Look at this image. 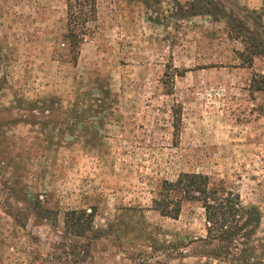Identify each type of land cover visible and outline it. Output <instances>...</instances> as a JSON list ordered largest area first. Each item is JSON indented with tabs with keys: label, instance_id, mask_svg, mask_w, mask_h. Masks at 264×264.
<instances>
[{
	"label": "rangeland",
	"instance_id": "1",
	"mask_svg": "<svg viewBox=\"0 0 264 264\" xmlns=\"http://www.w3.org/2000/svg\"><path fill=\"white\" fill-rule=\"evenodd\" d=\"M198 1L99 0L75 62L66 0H0V264H239L204 240L200 205L153 210L182 173L260 209L250 260L264 264V55L248 65L251 35L229 19L180 16ZM209 1L264 42V0ZM80 209L106 233L66 262Z\"/></svg>",
	"mask_w": 264,
	"mask_h": 264
},
{
	"label": "trees",
	"instance_id": "2",
	"mask_svg": "<svg viewBox=\"0 0 264 264\" xmlns=\"http://www.w3.org/2000/svg\"><path fill=\"white\" fill-rule=\"evenodd\" d=\"M213 4L209 0H199L198 3L191 5L189 12L184 14L185 11H182L180 16L216 15L221 19L231 20L235 30L251 35L250 43L245 46V51L249 55L248 65L251 67L256 56L264 55V42H258L253 32L241 20L235 19L225 9ZM98 5L99 0H66V40L71 53L74 54L75 62L89 34V25L96 22L98 18ZM251 85L253 92L264 93V76H255ZM107 99L108 95H103L102 102ZM29 106L34 107L33 104ZM174 127L178 130V124ZM29 201V197L24 199V202ZM186 203L198 204L204 210L207 231V237L204 240L206 242L220 244L225 251H241L244 259L239 260L241 261L239 264H256L250 260V257L251 251H254V238L263 218L257 206H244L238 193L213 185L208 175L182 173L175 181L163 182L152 208L162 217L178 220ZM33 209L45 219L53 215V212L41 206V202ZM95 218L96 212H88L86 209L70 210L65 214L64 239L70 243H62L57 250L62 251L61 257L65 258L66 262L72 261L70 257L75 258H73L75 263L85 261L89 257L91 243L103 239L106 231L95 228Z\"/></svg>",
	"mask_w": 264,
	"mask_h": 264
}]
</instances>
